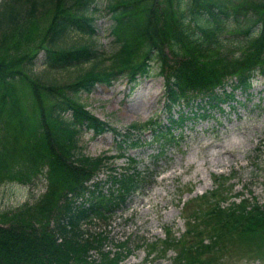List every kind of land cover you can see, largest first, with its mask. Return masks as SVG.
Segmentation results:
<instances>
[{
	"label": "trees",
	"instance_id": "obj_1",
	"mask_svg": "<svg viewBox=\"0 0 264 264\" xmlns=\"http://www.w3.org/2000/svg\"><path fill=\"white\" fill-rule=\"evenodd\" d=\"M101 3L114 47L64 44L71 32L95 35L93 13ZM40 52L47 72L77 73L63 80L35 72ZM152 61L165 81L167 123H130L123 133L110 126L118 157L144 143L145 126L160 156L184 137L179 129L185 120L240 103L237 90L250 95L251 75L264 71V0H0V182L32 183L43 175L47 183L32 203L0 212V264H119L127 256V242L115 252L104 250L108 232L89 226L107 224L124 210L141 172L130 170L132 157L116 172L108 156L82 151V130L99 135L110 127L81 96L124 75L133 81ZM21 87L29 90L33 111ZM104 166V181L89 182ZM224 181L221 175L217 188L184 204L185 234L177 238L165 229V237L153 242L162 246L156 258L172 248L171 264H220L232 247L264 252V204L242 198L222 206ZM92 249L97 258L89 255Z\"/></svg>",
	"mask_w": 264,
	"mask_h": 264
},
{
	"label": "rangeland",
	"instance_id": "obj_2",
	"mask_svg": "<svg viewBox=\"0 0 264 264\" xmlns=\"http://www.w3.org/2000/svg\"><path fill=\"white\" fill-rule=\"evenodd\" d=\"M98 6L99 11L93 13L95 35L71 32L64 38V44L93 42L104 51L114 47L107 27L109 15L102 3ZM37 57L34 70L44 76L54 74L66 80L77 73V68L47 72L42 63V52ZM250 83L248 97L236 91L240 105L229 108L223 105L220 114L212 112L204 119L185 120L179 129L184 137L179 139L177 147L164 149L160 156H154L159 148L151 142L149 126H145L141 138L144 143L127 147L123 156L116 157L117 150L113 146L116 137L110 127L123 133L130 123L146 124L150 117L161 115L163 76L156 61L151 62L147 75L137 76L129 82L121 77L111 86L99 83L92 92L82 94L87 109L110 127L97 137H92L91 132H81L79 145L82 151L92 157L114 156L107 160V166H112L116 172L123 170L126 160L132 157L135 162L130 170L136 168L141 172L139 187L126 199L124 210L116 211L107 224L96 221L88 229L108 232L109 240L104 250L115 252L119 244L128 241L130 254L120 264H171L175 251L170 248L162 253L161 259L156 258L162 246L153 244L154 240L165 237L164 227L170 228L177 238L185 234L184 204L217 188L216 180L221 176L217 174L224 177L220 188L227 191L222 206L242 198L264 204V73L254 72ZM20 90L33 111L29 90L25 87ZM26 107L23 104V108ZM35 118L31 115V123ZM159 118L161 123H166L164 117ZM108 174L109 168L104 166L93 180L103 182ZM46 184L43 175L32 183L0 182V212L32 203L44 192ZM151 245L153 250L149 254ZM232 251L231 257L226 255L220 264H264V252L245 253L235 247ZM97 254L94 249L89 251L92 258H97Z\"/></svg>",
	"mask_w": 264,
	"mask_h": 264
}]
</instances>
